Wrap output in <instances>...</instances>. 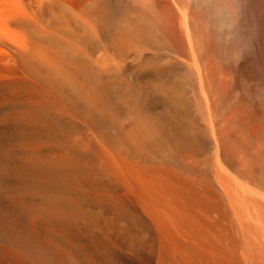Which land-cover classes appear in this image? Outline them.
<instances>
[{
	"label": "bare ground",
	"instance_id": "bare-ground-1",
	"mask_svg": "<svg viewBox=\"0 0 264 264\" xmlns=\"http://www.w3.org/2000/svg\"><path fill=\"white\" fill-rule=\"evenodd\" d=\"M0 264H264V0H0Z\"/></svg>",
	"mask_w": 264,
	"mask_h": 264
}]
</instances>
